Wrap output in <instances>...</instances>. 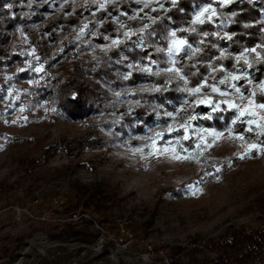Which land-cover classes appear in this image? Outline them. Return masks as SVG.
<instances>
[{
	"label": "rangeland",
	"instance_id": "374dc122",
	"mask_svg": "<svg viewBox=\"0 0 264 264\" xmlns=\"http://www.w3.org/2000/svg\"><path fill=\"white\" fill-rule=\"evenodd\" d=\"M163 1L2 0L0 51L11 50L19 41L18 29L5 26L2 9L7 7L24 21L31 55L0 68V82H11L0 97V252L3 244L9 252L0 253V264H44L43 258L56 257L58 264H173L170 254L176 264H194L184 248L195 249L194 257L201 259L209 252L208 239L224 234L230 225H255L264 217V142L260 139L264 102L258 100L264 94V78H252L249 48L234 53L245 65L237 64L208 89L201 87L203 82L188 87L180 76V88L187 95L178 104L166 101L174 109L154 114L141 97H131V89L146 91L151 83L138 79L130 87L132 69L110 67L106 75L97 73L94 65H84L66 74L75 63L64 49L70 35L80 40L85 34L89 39L100 35L107 40L92 41L84 58H94L117 42L109 37L110 29L90 25L100 11L123 31L125 17ZM215 1L220 8L235 1L259 8L264 29L263 0ZM216 7L215 2L202 6L183 28L190 30L194 23L208 19L216 30L206 36L219 33L228 40L229 18L220 17ZM78 8L81 11L70 23ZM128 47L155 52L146 37L137 33L129 45L119 48L117 62L125 60ZM199 48L200 44H188L172 29L165 48L168 69L178 68L182 52L192 56ZM224 49L221 45L219 54ZM42 56L49 60L47 65ZM26 70L48 77L43 98L35 99L32 84L36 80L15 79ZM89 81L101 86L93 87L91 111L86 117L72 116L60 101ZM192 105L206 107L208 114L221 108L234 114L228 128L217 130L199 124L198 118L206 114L190 113ZM235 123L244 124L246 131H238ZM121 127L126 133L122 136L121 130L116 132ZM20 155L35 161L29 170ZM76 183L103 186L110 196L111 212L119 218L118 233L93 221L90 228L99 232L82 242L62 229L60 204ZM79 216L66 220L75 222ZM7 235L16 238L3 240Z\"/></svg>",
	"mask_w": 264,
	"mask_h": 264
},
{
	"label": "trees",
	"instance_id": "16d2710c",
	"mask_svg": "<svg viewBox=\"0 0 264 264\" xmlns=\"http://www.w3.org/2000/svg\"><path fill=\"white\" fill-rule=\"evenodd\" d=\"M212 2L217 4L216 8L220 17L229 18L228 31L230 37L228 40L220 38L221 34L219 33L217 35L210 33L209 36H206L207 32L216 30L208 19L194 23V27L190 30L183 28V23L188 18H192L202 6ZM0 4H3L2 0H0ZM113 6L115 5L109 8L111 9ZM122 6L128 9V6L123 2ZM260 6L264 7V0ZM2 11L5 26H14L18 29L19 41L14 42L11 50L5 53L0 51V68L12 64L19 58L31 55L30 43L24 38V21L10 8L3 7ZM80 11L81 8H78L72 13L70 23L75 21L74 15ZM168 18L171 20L169 21ZM125 21V30L121 31L107 19L104 11H100L91 20V26L99 24L102 30L110 29L109 37L117 38V42L110 46L106 52L94 54V58H84L82 55L90 48L92 41L106 43L107 40L101 38L100 35L89 39L88 34H85L82 40L74 39L70 35L64 44V49L70 52L72 62L75 63L66 71V74L76 71L84 65H94L97 73L102 72L106 75H110V67H117L121 71L132 69L134 79L127 82L130 87H133L138 79L151 82L146 91L131 89V97H141L151 114L174 109V106L170 108L166 101L178 104L187 95V92L180 88V85L183 84L180 76L186 78L188 87H195L203 82L201 87L208 89L222 75L233 71L237 64L245 65V61L237 60L234 56V53L242 47L251 50L248 64L253 72L252 78L256 80L264 78V29H262L263 23L259 21V8L252 7L243 1H235L220 8L215 0H164L161 4H156L155 7L143 8L137 16L125 17ZM172 29L180 37H183L188 44L192 46L200 44L199 50L192 56L182 52L180 55L182 60L178 62L177 69H168L165 62V48L168 45ZM137 33L146 37L150 47L155 52L147 54L128 47L124 52L125 60L117 62L116 57L119 48L122 45H129V39ZM221 45L225 49L222 54H219ZM254 52H257L258 56ZM77 59L79 62H76ZM41 60H46V65L49 63L46 56H42ZM20 75L19 77L16 76L15 79L21 80L29 77L36 80L32 84V89L37 93L35 99L43 98L44 84L48 77H42L39 73L28 72V70L23 71ZM38 76L39 79H37ZM10 85L11 82L7 80L0 82V97L6 93ZM96 86L101 87L97 82L89 81L84 88L77 90L74 94L71 92L65 94L60 102L72 116L86 117L91 111L89 101L94 95L93 87ZM258 100L264 102V94H259ZM160 104H163L161 108L159 107ZM197 110L204 115L206 114L198 118L199 124L217 130L228 128L234 114V110L226 108L214 110L208 114V109L201 105H192L189 112L192 113ZM137 119H141L140 115ZM234 126L240 132L246 131L242 123H235ZM122 127L116 130V132L121 130V136L126 134ZM260 139L264 142V133L260 135ZM59 147L62 148L61 143ZM20 159H22V165L26 170H29L35 162L26 155H20ZM173 193L177 196L181 195L178 191H173ZM110 201V196H107L101 184L76 183L72 188V193L66 196L60 204V213L64 218V221L60 223L62 229L68 235H73L82 242L90 241L96 232H99L98 229L90 228L93 221L108 231L118 233L119 218L113 216L109 205ZM74 214L80 215L75 222L66 220ZM84 214H88L90 218L88 219ZM15 238L7 235L3 236L2 239L13 241ZM205 247L209 252L204 253L201 259L194 257V254L197 253L195 249L184 248L186 250L184 255L193 259L194 264H264V217L259 218L255 225L228 226L224 234L208 239ZM5 248L6 246L3 244L0 253L4 256L9 255ZM175 248L180 249L179 246ZM210 253H214V256ZM170 255V261L176 264L174 254ZM58 259V257L53 260L43 258V262L44 264H58ZM77 264L85 263L80 261Z\"/></svg>",
	"mask_w": 264,
	"mask_h": 264
}]
</instances>
